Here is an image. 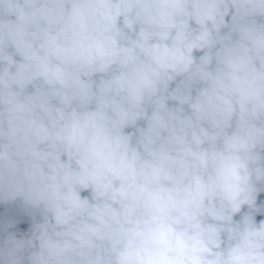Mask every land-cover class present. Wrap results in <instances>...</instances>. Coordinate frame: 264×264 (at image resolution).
<instances>
[{"label":"clouds","instance_id":"1","mask_svg":"<svg viewBox=\"0 0 264 264\" xmlns=\"http://www.w3.org/2000/svg\"><path fill=\"white\" fill-rule=\"evenodd\" d=\"M0 264H264V0H0Z\"/></svg>","mask_w":264,"mask_h":264}]
</instances>
